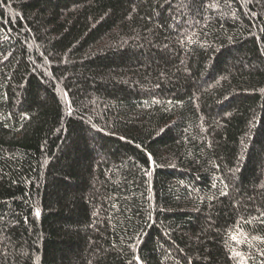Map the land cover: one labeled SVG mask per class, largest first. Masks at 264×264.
I'll list each match as a JSON object with an SVG mask.
<instances>
[{
  "label": "trees",
  "instance_id": "1",
  "mask_svg": "<svg viewBox=\"0 0 264 264\" xmlns=\"http://www.w3.org/2000/svg\"><path fill=\"white\" fill-rule=\"evenodd\" d=\"M262 253L264 0H0V264Z\"/></svg>",
  "mask_w": 264,
  "mask_h": 264
},
{
  "label": "snow or ice",
  "instance_id": "2",
  "mask_svg": "<svg viewBox=\"0 0 264 264\" xmlns=\"http://www.w3.org/2000/svg\"><path fill=\"white\" fill-rule=\"evenodd\" d=\"M149 175H150V173H149ZM223 194L226 195V193H223ZM35 216H36V217H39V216H40V210H39V208H37V209L35 210ZM232 239H233V240H236L237 237L234 235V236L232 237ZM236 255H240V253H236ZM262 255H264V253H262ZM136 261H137V264H141V262H140V258H139V257H136Z\"/></svg>",
  "mask_w": 264,
  "mask_h": 264
}]
</instances>
